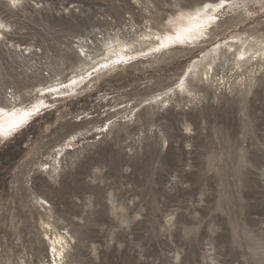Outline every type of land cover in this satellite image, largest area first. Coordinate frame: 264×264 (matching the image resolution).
Here are the masks:
<instances>
[{"label": "rangeland", "instance_id": "1", "mask_svg": "<svg viewBox=\"0 0 264 264\" xmlns=\"http://www.w3.org/2000/svg\"><path fill=\"white\" fill-rule=\"evenodd\" d=\"M0 0V264H264V0Z\"/></svg>", "mask_w": 264, "mask_h": 264}, {"label": "snow or ice", "instance_id": "2", "mask_svg": "<svg viewBox=\"0 0 264 264\" xmlns=\"http://www.w3.org/2000/svg\"><path fill=\"white\" fill-rule=\"evenodd\" d=\"M204 0H196V3L203 4ZM193 0H187V3L184 4V7H193Z\"/></svg>", "mask_w": 264, "mask_h": 264}]
</instances>
